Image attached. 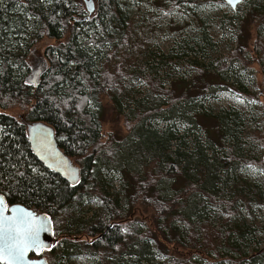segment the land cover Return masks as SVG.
Wrapping results in <instances>:
<instances>
[{
	"label": "trees",
	"instance_id": "16d2710c",
	"mask_svg": "<svg viewBox=\"0 0 264 264\" xmlns=\"http://www.w3.org/2000/svg\"><path fill=\"white\" fill-rule=\"evenodd\" d=\"M94 19L89 21L78 0H0V109L22 112L18 119L0 113V141L11 153L0 159V164L14 173L11 165L15 163L24 172L22 177L6 180L0 192L11 205H24L52 217L56 237L61 235L52 252L53 264L82 253L78 236L92 238L87 247L99 258L98 264H129V257L136 264H155L153 244L157 252L169 257L168 264H196L192 257L185 258L171 246L175 241L186 248L189 242L200 245L206 255L219 257L222 264H264V248L252 254L247 248L241 249L239 242L249 240V226L244 224L239 231L228 229L231 219L240 213L236 209L239 198L248 201L247 205L264 200L260 188L247 186L239 178L238 169L250 162L242 154L237 134L240 114H217L212 118L217 124L215 136L205 142L194 137L190 149L185 135L188 130L181 131L175 122L191 125L192 131L203 127L195 102L212 92L211 84H191L180 95L166 90L155 74L172 54L162 55L157 62L131 65L124 57L117 66L99 73L103 53L107 51L106 59L110 60L112 45L125 43L131 31L119 0H98ZM234 21L243 23L240 17H231L224 24L227 32V28L237 31ZM259 29H264V22ZM45 41L52 44L42 52L45 61L38 68L42 73L35 87L28 83L31 76L26 79V74L35 65L31 52H40ZM203 41L208 43L207 37ZM254 47L262 55L264 75L261 35ZM16 49H20L18 54L14 53ZM201 50L192 48L195 54ZM231 57L243 67L253 63L243 46ZM233 67L231 62L227 68L222 64L215 74ZM205 75L202 72L198 81ZM144 76L148 92L141 100H130L128 86ZM103 99L111 101L121 114L125 105V120L132 135L103 143ZM150 119L163 123L164 130L154 128ZM40 121L55 129L59 146L80 164L81 179L75 187L45 169L33 154L27 123ZM257 132L253 138L260 144L262 132ZM225 139L229 155L222 157L217 144ZM115 173L123 178L124 205L118 192L111 194L116 184L110 176ZM98 197L100 215L86 219L85 205L98 201ZM212 207H222L226 213L218 228L212 226V219L217 217L208 219ZM138 208L151 215L154 231L144 234L133 221ZM180 223L184 225L181 234ZM120 247L126 251L119 256Z\"/></svg>",
	"mask_w": 264,
	"mask_h": 264
},
{
	"label": "rangeland",
	"instance_id": "374dc122",
	"mask_svg": "<svg viewBox=\"0 0 264 264\" xmlns=\"http://www.w3.org/2000/svg\"><path fill=\"white\" fill-rule=\"evenodd\" d=\"M177 0H119L120 6L124 9L127 16L128 26H130L131 37H128L125 43L115 42L109 52L112 58H107V51L103 53L101 61L98 63L99 73H103L107 68H112L120 63V59L124 58L132 63H145L149 61L153 63L158 61L162 55L172 54L170 60L165 61L164 65L158 69L156 77L161 80V85L165 89L175 90L180 95L191 84L202 85L203 81H207L212 86V92L207 96H199L197 99L198 116L201 121L200 128L192 131L191 125L175 122L177 128L186 132L187 143L190 149H193V139L205 142L209 136H215L217 124L212 119L222 112L236 111L241 116V125L237 128V134L242 144V154L245 159L250 160L245 167L238 169L240 181L251 187H258L264 192V164L261 162L264 157V75L262 67V55L260 51H256L254 44L259 35L264 39V29L260 31L258 28L264 22V0H244L235 10H233L225 0H185L182 4H177ZM82 4V8L86 11V17L89 21H95L98 9V0H94L96 10L93 14H89L86 4L83 0H78ZM238 16L243 23L238 24L234 21L235 28L224 29L226 20L231 17ZM261 18L262 20H257ZM257 23H256V22ZM263 31V32H262ZM262 32V33H261ZM235 33L240 35L237 36ZM108 36L113 38L112 34ZM207 37L208 43L203 41ZM51 41H45L41 44L40 52L34 49L31 52L34 59V68L26 74V79L30 77L33 81L32 72L37 70L39 66L44 64L45 57L42 52L46 49ZM107 50L110 49V41L106 45ZM243 46L253 60L252 65L243 67L234 61L231 57L232 52ZM202 48L200 54L192 51ZM206 47V49H205ZM174 50V52H172ZM20 49L15 50L18 54ZM108 54V56H109ZM178 56H182L178 59ZM176 58V59H174ZM32 59V60H33ZM108 60V61H107ZM229 62L233 64V68L227 73L215 72L222 68V64L228 67ZM34 69V70H33ZM232 70V71H231ZM205 72L201 82L198 81L199 75ZM217 73V72H216ZM127 88L130 93V100L133 98L141 100L148 92L145 76L139 81H133ZM202 87V86H201ZM167 101H169L167 99ZM122 102L128 105L126 98L122 97ZM103 121H102V137L103 143H111L112 141H121L132 135L130 125L125 120L124 106L123 114L118 113L113 103L108 99H103ZM0 113L11 115L18 119L22 112L18 109H10ZM208 117V118H206ZM151 120V119H150ZM154 128L164 130V124L159 120H151ZM209 130V133L205 131ZM262 132L261 143L254 140L253 136L258 132ZM136 132V131H135ZM211 134V135H210ZM137 135V133H134ZM134 138V136H133ZM263 141V143H262ZM218 142L219 139H218ZM217 142V143H218ZM227 139L217 148L221 152L222 157L228 154ZM260 162H259V161ZM73 163L80 167L77 160L72 158ZM251 165V167H249ZM110 178L114 179L116 184L115 190H111V194L119 193L120 204L124 205L126 193L123 189V178L118 173L112 174ZM239 196H242L239 195ZM239 198V197H238ZM95 200V199H94ZM101 200H95L85 205L86 219L100 215ZM236 209L240 212L231 219L228 226L229 230H241L242 225L246 224L250 227V237L248 242L241 243V249L247 248L250 254L264 248V200L261 203H250L241 198L238 199ZM123 207V206H122ZM217 217V218H213ZM226 213L222 207H212L208 212V219H212V226L218 228L225 219ZM133 221H137L144 234L150 230H155L152 226V217L142 208H138V212L132 217ZM180 234L183 232V224H179ZM158 233V232H157ZM236 232L233 234L235 237ZM56 235V234H55ZM157 235V234H156ZM61 238V235L57 237ZM78 242L83 246L81 254L73 255L71 258L64 259L59 264H98L99 258L94 256V251L87 247L91 245L92 238L87 236H78ZM175 240V237H172ZM61 241V240H60ZM172 247L186 257H192L196 264H222L219 257L215 255H206L200 248V245L189 242L187 247L179 245L176 241ZM155 264H168L169 257L157 252L155 244ZM126 250L119 248V256L123 255ZM50 264H53L54 257L48 253H44ZM225 256V254H223ZM226 262V261H224ZM129 264H136L135 259L129 257ZM143 264V263H142ZM145 264V263H144ZM148 264V263H146Z\"/></svg>",
	"mask_w": 264,
	"mask_h": 264
},
{
	"label": "water",
	"instance_id": "95a60500",
	"mask_svg": "<svg viewBox=\"0 0 264 264\" xmlns=\"http://www.w3.org/2000/svg\"><path fill=\"white\" fill-rule=\"evenodd\" d=\"M86 4L87 11L91 15L96 10V5L94 0H83ZM244 0H240L239 4L242 3ZM225 2L233 9L235 10L239 4L233 5L229 3V0H225ZM42 73L41 69H38L37 71H34L32 73V76L34 77L33 81H31L30 78H28V83L33 84L35 87L38 86L39 83V77ZM36 136H46L47 137V147L50 152L54 154L55 161L49 160L47 158H42V156L46 155L36 144V141L34 137ZM27 137L30 144V148L37 158V160L44 166L45 169H47L50 172H53L56 175H59L62 179H64L66 182H68L71 186L73 184L78 185V183H75V180L73 178V175L76 179H81V169L80 167L76 166L72 158L69 157L65 152L62 150V148L59 146L57 137H56V131L55 129L44 122H29L27 123ZM264 162V157H263ZM51 165V166H50ZM71 173V174H70ZM5 204L8 207V210L4 213L6 217H12V216H28V214H31L32 221L40 226L43 225L47 227L48 231H42L40 234L41 240L44 242V246L40 248L39 255L35 251H28L25 254V257L23 260L19 262V264H49L48 260L45 257L40 258L42 256L43 252L51 251L54 243L56 242V236H55V227H54V221L52 217L47 213H38L34 211L33 209L27 208L24 205L20 204H9L7 198L5 197Z\"/></svg>",
	"mask_w": 264,
	"mask_h": 264
},
{
	"label": "snow or ice",
	"instance_id": "6c2138e0",
	"mask_svg": "<svg viewBox=\"0 0 264 264\" xmlns=\"http://www.w3.org/2000/svg\"><path fill=\"white\" fill-rule=\"evenodd\" d=\"M51 2L52 0H48V3ZM239 2L240 0H229V3L233 5L239 4ZM29 18L31 19V17ZM75 106L79 107V105ZM34 139L39 148L46 154L42 158L59 162L55 161L54 154L48 150L46 136H36ZM6 156L10 157L11 153L7 152L2 146V141H0V159H4ZM11 168L15 170L14 173H10L4 168L3 164H0V185H3L10 178H15L16 176L22 177L24 175V172L19 170L17 164L13 163ZM31 170L33 172L37 171L35 168ZM39 175H43V173H39ZM73 178L75 183H79V180L74 175ZM72 186L75 187V184ZM7 210L5 195L0 192V264H19L30 250L35 251L39 255L40 248L44 246L40 234L42 231H48V229L43 225H36L30 218L31 214H28L27 217L23 215L6 217L4 213Z\"/></svg>",
	"mask_w": 264,
	"mask_h": 264
},
{
	"label": "flooded vegetation",
	"instance_id": "af4514ba",
	"mask_svg": "<svg viewBox=\"0 0 264 264\" xmlns=\"http://www.w3.org/2000/svg\"><path fill=\"white\" fill-rule=\"evenodd\" d=\"M56 236V235H55ZM59 242V239L56 237V242L54 243V246H53V248H52V250L51 251H46V252H43L42 253V256H40V258H42V257H45V256H43V254L44 253H48V254H50V255H54V254H52V252H53V249H54V247L57 245V243ZM46 258V257H45ZM47 259V258H46ZM48 260V259H47ZM49 262V261H48ZM49 264H50V262H49Z\"/></svg>",
	"mask_w": 264,
	"mask_h": 264
}]
</instances>
